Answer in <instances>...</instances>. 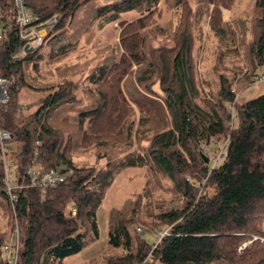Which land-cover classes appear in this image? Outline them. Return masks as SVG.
Instances as JSON below:
<instances>
[{
	"label": "trees",
	"instance_id": "obj_1",
	"mask_svg": "<svg viewBox=\"0 0 264 264\" xmlns=\"http://www.w3.org/2000/svg\"><path fill=\"white\" fill-rule=\"evenodd\" d=\"M160 1L25 0L40 19L57 15L58 21L39 47L20 57L13 55L26 40L15 23L12 1H1L0 26L6 30L0 31V76L11 84L0 118L11 132L6 156L13 182L8 191L0 157V210L10 217L15 211L19 222L22 246L15 264H52L80 252L90 236L99 238L98 209L116 172L126 167L166 177L183 206L158 214L170 232L160 241L157 235L153 243L144 233L154 229L136 226L140 232L134 237L129 226L134 218L117 220L107 241L124 254L107 264L146 259L158 264H264L260 239L238 251L245 240L264 237V94L235 100L231 80L220 73L217 98L210 99L194 71L192 17L206 13L211 28L225 35L219 23L231 1L193 0V12L190 0L173 5L165 0L168 10L175 8L176 25L158 22ZM133 11L142 17L122 28L112 58L90 70L85 85L68 78L73 65L58 66L55 73L48 68L76 48L80 33L92 24L120 21L123 13ZM254 19L252 78L264 72V0H255ZM24 88L43 93L34 113L20 99ZM233 101L237 119L231 129L227 104ZM211 136H229L225 159L215 166L200 151L201 142ZM92 142L97 161L105 162L75 163V148ZM34 161L47 170L71 168L73 173L56 186L33 185L27 170ZM211 187L215 190L209 195ZM5 234H0V263L12 264L3 257Z\"/></svg>",
	"mask_w": 264,
	"mask_h": 264
},
{
	"label": "rangeland",
	"instance_id": "obj_2",
	"mask_svg": "<svg viewBox=\"0 0 264 264\" xmlns=\"http://www.w3.org/2000/svg\"><path fill=\"white\" fill-rule=\"evenodd\" d=\"M164 1L161 0L159 3L163 14L158 22L161 24L172 22L173 25H176L178 15L174 13L175 8L168 10ZM175 1L168 0V3L173 5ZM190 1L193 12H196L193 0ZM230 1L229 8L222 10V20L219 23L220 27L225 29V35L217 34L211 28L210 19L206 13L199 16L193 14L195 16L192 17L191 29L195 35L194 71L197 85L210 99L217 98L221 82L220 73H224L223 75L232 82L235 99L242 102L258 94V85L251 83V80L256 77H249L250 59L252 58L251 45L254 40L251 27L255 21V0ZM179 11L178 8L177 12ZM139 17L142 15L135 11L123 13L120 21L125 22H123L124 26L120 21L107 22L101 26H99V22H95L85 32L80 33V41L76 48L54 59L48 68L52 69V73H55V68L58 66L65 67L66 65L68 68L73 65V68H69L68 78L78 80L85 85L87 82L84 81L90 70L100 63L109 62L112 58L110 54L114 52L111 51V47L120 41L122 28ZM153 44L157 46L159 42ZM165 44L172 45L169 41H166ZM220 53L222 58L218 59ZM115 59L118 57L115 56ZM260 70L262 71L261 68H259ZM154 88L159 97L164 96L158 84H155ZM20 94L23 103H29V113H34L40 105L43 93L24 88ZM135 112V118L138 119L137 108ZM236 119L237 117L234 119L235 123ZM0 124L2 125L1 118ZM110 148L106 147V149ZM97 153V147L92 142L82 147H76L72 155L75 163L97 166L99 162H105L104 158L97 161ZM0 157L2 158L1 153ZM9 170L11 173V169ZM5 176L7 177L6 174ZM214 190V187L209 188V195L213 194ZM182 206L183 199L175 193L172 183L166 177L148 173L146 168H121L116 172L112 185L107 190L98 209L99 238L90 236L87 245L80 252L62 260H55L52 264H107L108 259L115 262L124 254V250L122 248L115 249L108 244V229L111 225L121 218H134L133 223L129 225L134 237L140 232L138 227H141L143 231L154 229L155 231L147 230L144 233V238L149 243H153L157 240L158 231L165 229L158 214L170 208ZM71 211L73 215L77 214L75 207H72ZM136 226L138 227L136 228ZM1 232L6 233L4 246L14 240L13 245L16 246V252L9 255L4 251L3 257H6L8 262L12 261V264H15L22 246L19 222L15 211H13V217H10L0 210V234Z\"/></svg>",
	"mask_w": 264,
	"mask_h": 264
},
{
	"label": "built area",
	"instance_id": "obj_3",
	"mask_svg": "<svg viewBox=\"0 0 264 264\" xmlns=\"http://www.w3.org/2000/svg\"><path fill=\"white\" fill-rule=\"evenodd\" d=\"M0 0V4H1ZM13 3V7L15 10L14 13V20L15 23L21 27V36L23 39L26 40L25 44L18 47L16 52L14 53V57H20V55L25 52V47H33V49L39 47L44 39L49 34L50 30L53 26L57 23L58 17L57 15L52 16L47 19H40V16L32 11L26 4L25 0H11ZM6 30L5 28H1L0 31ZM264 79V75L259 77ZM11 82L8 78L0 76V110L2 106L9 100V86ZM236 100V99H235ZM228 109L232 115L231 120L227 123V125L232 129L235 125V117H237L236 110H235V101L231 102L228 105ZM11 136V132L3 128L0 124V153L2 155L5 170H6V180L8 184V191H11V183L13 182V176L10 173L9 165L7 161L6 151H7V141ZM229 142V136L225 138L218 139L216 136H211L208 140L202 141L200 144V151L201 153L205 154L209 160L212 161L213 166L216 164L221 163L226 156L225 149ZM27 173L31 180V184L39 185L43 188L56 186L62 182H64L67 177H69L73 173V169H44L35 161L32 165L28 168ZM206 180V179H205ZM12 200H14V196L12 195ZM140 229V228H138ZM170 229H161L158 231L157 235L160 241L164 236L169 234ZM260 239L261 242H264V237L260 236H253L245 240L238 248L239 252H242L247 246H249L254 240ZM14 240L11 243L4 246V251L11 255L13 252H16V246L13 245ZM141 264H158L154 262H149L147 259L144 260Z\"/></svg>",
	"mask_w": 264,
	"mask_h": 264
},
{
	"label": "crops",
	"instance_id": "obj_4",
	"mask_svg": "<svg viewBox=\"0 0 264 264\" xmlns=\"http://www.w3.org/2000/svg\"><path fill=\"white\" fill-rule=\"evenodd\" d=\"M262 75H264V72H263L260 76L256 77V78L251 82L252 84H256V85H258V94H257L255 97L264 94V79L259 78V77H261ZM252 84H251V85H252ZM252 98H254V97H252Z\"/></svg>",
	"mask_w": 264,
	"mask_h": 264
},
{
	"label": "water",
	"instance_id": "obj_5",
	"mask_svg": "<svg viewBox=\"0 0 264 264\" xmlns=\"http://www.w3.org/2000/svg\"><path fill=\"white\" fill-rule=\"evenodd\" d=\"M25 50L26 51H32L33 50V47H28V45L25 47ZM201 155H202V157L205 159V161L206 162H208L209 161V158L205 155V154H203V153H201Z\"/></svg>",
	"mask_w": 264,
	"mask_h": 264
}]
</instances>
